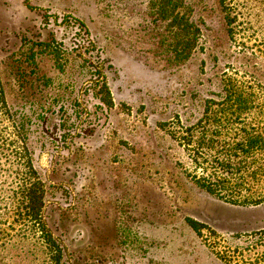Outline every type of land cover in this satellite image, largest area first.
<instances>
[{
    "label": "rangeland",
    "instance_id": "rangeland-1",
    "mask_svg": "<svg viewBox=\"0 0 264 264\" xmlns=\"http://www.w3.org/2000/svg\"><path fill=\"white\" fill-rule=\"evenodd\" d=\"M150 2L0 0V264H264V202L197 183L264 117V0H185L174 66Z\"/></svg>",
    "mask_w": 264,
    "mask_h": 264
},
{
    "label": "trees",
    "instance_id": "trees-1",
    "mask_svg": "<svg viewBox=\"0 0 264 264\" xmlns=\"http://www.w3.org/2000/svg\"><path fill=\"white\" fill-rule=\"evenodd\" d=\"M150 8L164 23L161 46L168 57V62L173 66L184 64L192 57L201 37V28L194 21L191 7L185 0H151ZM103 87L105 94L109 96L108 86L104 84ZM217 117H220L218 123H222V116ZM241 134L243 138L236 145L233 154L238 160L237 163L232 165L223 159L218 162L221 169L228 174L214 182L198 179L197 183L211 195L232 204H261L264 202V117L249 124L247 128L241 130ZM43 198V184L34 181L24 189L22 203L26 204L23 208L26 210L24 211L27 218L47 230L41 218ZM191 226L198 230L194 225ZM44 233L50 237L46 231Z\"/></svg>",
    "mask_w": 264,
    "mask_h": 264
}]
</instances>
